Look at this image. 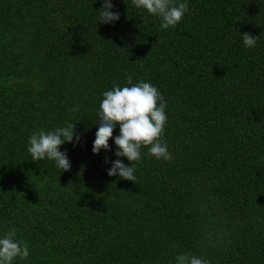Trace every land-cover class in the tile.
I'll return each mask as SVG.
<instances>
[{"label": "trees", "instance_id": "1", "mask_svg": "<svg viewBox=\"0 0 264 264\" xmlns=\"http://www.w3.org/2000/svg\"><path fill=\"white\" fill-rule=\"evenodd\" d=\"M112 3L104 24L102 0H0V238L15 228L30 252L13 264H264V0H187L168 29ZM126 74L166 101L173 157L142 147L136 182L107 174L118 125L92 152L103 93ZM69 123L71 169L32 161L29 137Z\"/></svg>", "mask_w": 264, "mask_h": 264}, {"label": "clouds", "instance_id": "2", "mask_svg": "<svg viewBox=\"0 0 264 264\" xmlns=\"http://www.w3.org/2000/svg\"><path fill=\"white\" fill-rule=\"evenodd\" d=\"M137 8H143L153 16L160 17L161 27L168 29L175 27L189 10L187 0H131ZM112 0H102L99 10L98 23L114 24L120 18L118 11H112ZM243 44L247 48L256 46L259 36L243 32ZM127 85L121 87L113 85L111 90L103 93L98 113L99 122L95 132L92 152L98 154L101 149L111 150L109 140L113 138L114 129L119 126V134L114 137L116 145L115 156L111 161V168L107 170L109 176H117L128 181L136 182L135 165L141 160V148H148V155L157 159L171 161L172 154L168 151L167 143L163 140L167 114L166 101L159 90L151 83L140 81L133 83L131 75L126 74ZM75 110V109H73ZM79 142L81 137L76 124L69 123L65 127H57L52 131H38L29 137L27 151L34 162L46 158L55 161L62 171H69L71 164L67 152L61 151L65 142ZM120 157H126L130 166ZM109 160L106 157L105 163ZM16 229L12 228L0 238V264H13L19 258L26 260L29 255L27 241L16 239ZM176 264H209L207 260L184 253L176 257Z\"/></svg>", "mask_w": 264, "mask_h": 264}]
</instances>
